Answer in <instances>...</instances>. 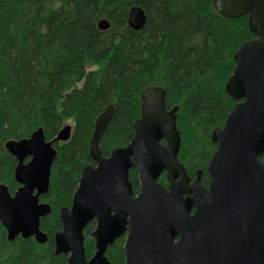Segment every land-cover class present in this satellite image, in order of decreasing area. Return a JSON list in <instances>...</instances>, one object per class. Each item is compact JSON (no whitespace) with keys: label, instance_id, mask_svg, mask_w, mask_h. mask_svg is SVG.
Instances as JSON below:
<instances>
[{"label":"trees","instance_id":"trees-1","mask_svg":"<svg viewBox=\"0 0 264 264\" xmlns=\"http://www.w3.org/2000/svg\"><path fill=\"white\" fill-rule=\"evenodd\" d=\"M133 6L147 15L140 30L128 24ZM102 18L110 28L98 27ZM254 37L247 15L227 18L214 0H0V184L12 194L19 187L17 159L7 141L29 137L40 127L51 141L72 126L69 140L54 141L50 187L40 196L52 208L41 219L47 242L9 240L0 221V264H66L68 256L55 253L54 236L83 167L95 164L90 144L96 119L114 105L99 144L108 156L133 138L147 87H163L167 108L178 106L179 159L192 178L201 169L208 185L206 169L217 147L211 132L224 125L236 103L225 90L236 66L234 53ZM130 180L138 193L133 168ZM159 181L167 186L165 173ZM94 227L92 221L85 229L89 258ZM124 244L125 235L108 247L111 264H126Z\"/></svg>","mask_w":264,"mask_h":264},{"label":"water","instance_id":"water-1","mask_svg":"<svg viewBox=\"0 0 264 264\" xmlns=\"http://www.w3.org/2000/svg\"><path fill=\"white\" fill-rule=\"evenodd\" d=\"M227 18L248 16L254 38L235 51L236 66L225 90L236 100L223 126L211 132L217 144L207 165L192 179L179 159L182 145L177 125L178 106L168 109L166 90L150 86L141 93V116L129 144L104 156L100 140L114 105L96 119L90 154L95 164L83 167L70 206L60 210L61 230L54 236L55 253L66 254V264H111L108 247L125 235L126 264H264V0H214ZM147 15L133 6L128 24L140 30ZM107 18L98 22L110 28ZM72 126L65 125L55 140L43 128L29 137L6 142L17 159L12 194L0 184V221L9 240L33 237L45 243L41 219L52 211L40 201L50 187L54 141H67ZM140 179L135 194L130 170ZM165 173L167 186L159 181ZM94 221V254L85 248V229Z\"/></svg>","mask_w":264,"mask_h":264},{"label":"flooded vegetation","instance_id":"flooded-vegetation-1","mask_svg":"<svg viewBox=\"0 0 264 264\" xmlns=\"http://www.w3.org/2000/svg\"><path fill=\"white\" fill-rule=\"evenodd\" d=\"M202 174H203V171H202ZM193 179V178H192Z\"/></svg>","mask_w":264,"mask_h":264}]
</instances>
